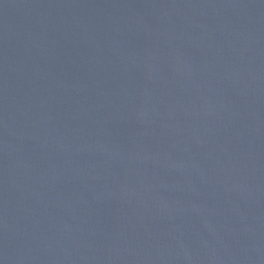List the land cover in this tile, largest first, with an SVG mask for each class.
<instances>
[{
	"label": "water",
	"instance_id": "obj_1",
	"mask_svg": "<svg viewBox=\"0 0 264 264\" xmlns=\"http://www.w3.org/2000/svg\"><path fill=\"white\" fill-rule=\"evenodd\" d=\"M0 264H264V0H0Z\"/></svg>",
	"mask_w": 264,
	"mask_h": 264
}]
</instances>
